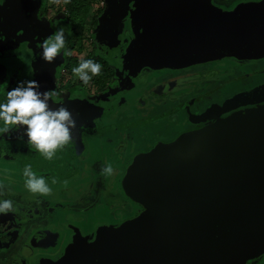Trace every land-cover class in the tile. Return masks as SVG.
I'll use <instances>...</instances> for the list:
<instances>
[{"label":"water","instance_id":"1","mask_svg":"<svg viewBox=\"0 0 264 264\" xmlns=\"http://www.w3.org/2000/svg\"><path fill=\"white\" fill-rule=\"evenodd\" d=\"M128 1L119 23L128 85L117 97L190 67L210 64L222 74L264 60V0L229 9L212 0ZM35 10L32 0H0V58L21 53L26 43L33 49L32 79L44 91L54 62L39 59L44 39ZM251 75L256 83L192 115L184 131L132 157L120 181L136 206L132 216L115 224L98 220L89 234L75 232L57 256L36 264H257L264 257V71ZM5 76L0 63V86ZM104 100L65 96L49 102L73 115V154L91 132L89 120L107 113ZM22 133L0 136V173L23 183L28 164L36 175L51 176L49 163ZM14 156L19 168L12 167ZM64 167L59 177L69 174Z\"/></svg>","mask_w":264,"mask_h":264},{"label":"flooded vegetation","instance_id":"2","mask_svg":"<svg viewBox=\"0 0 264 264\" xmlns=\"http://www.w3.org/2000/svg\"><path fill=\"white\" fill-rule=\"evenodd\" d=\"M32 1L41 39L50 38L58 28H63L66 48L71 52V55L58 56L51 65L48 87L57 93L54 98L103 97L108 110L104 116L89 120L91 132L83 136L80 153L73 154L74 144L70 142L52 160L42 159L51 167H45L51 175L46 178L51 188L49 195L29 193L23 183L6 180L0 173V193H3L0 199H11L15 208L14 212L0 214V264H36L41 259L57 256L75 232L89 234L96 221L107 219L115 224L121 217L132 216L136 206L125 198L120 186L132 157L155 140L184 131L192 115L221 99L224 84L240 81L242 85H252L257 79L251 73L264 71V60L248 69L229 68L223 74L205 64L152 77L144 87L117 97L128 85L127 74L120 66L124 35L119 23L129 1ZM253 1L258 0H212V3L229 9L238 3ZM110 10H120L121 15L113 21L114 25L110 24L112 37L106 38L101 32L107 20L106 12ZM32 50L25 43L21 53L7 51L13 56L0 58L6 69L0 98L18 81L32 79ZM83 59L100 63V73L112 75L103 90H98L97 76L88 85H82L72 73V68ZM19 161L14 156L12 167L19 168ZM29 161L35 163V160ZM105 163L113 167L111 176L100 172ZM63 167L69 174L59 177L57 172Z\"/></svg>","mask_w":264,"mask_h":264},{"label":"clouds","instance_id":"3","mask_svg":"<svg viewBox=\"0 0 264 264\" xmlns=\"http://www.w3.org/2000/svg\"><path fill=\"white\" fill-rule=\"evenodd\" d=\"M67 55H71V52L66 48L64 29L58 28L50 38L42 42L39 59L51 64L58 56ZM71 71L82 85H88L93 77L100 74L101 64L92 59H83ZM56 95L52 89L40 91L34 79L18 81L15 87L5 91L0 98V136H7L10 131L22 128L25 144L30 145L44 160H52L58 150L74 140L73 130L76 129L72 113L63 104L50 106L49 102ZM100 172L106 177L111 176L113 167L105 163ZM21 177L29 193L41 197L51 193L46 178L36 175L31 165L24 166ZM14 211L11 199H0V214Z\"/></svg>","mask_w":264,"mask_h":264},{"label":"rangeland","instance_id":"4","mask_svg":"<svg viewBox=\"0 0 264 264\" xmlns=\"http://www.w3.org/2000/svg\"><path fill=\"white\" fill-rule=\"evenodd\" d=\"M121 11L120 10H110V11H107L106 14H107V20H105V22L103 23V28H102V36L106 37L107 36H110L108 38H111L112 37V34H113V31H111V27H113L114 23L113 21L115 19H117L118 16L121 15L120 13ZM116 21V20H115ZM114 21V22H115ZM113 23L112 26H110V24ZM111 34V35H110ZM223 74V72H222ZM262 79H264L263 77H261ZM260 78V80H262ZM251 84H243L240 82V81H232V82H228L226 84H224L221 88V91H220V98H225L235 92H238L240 90H244L246 89L247 87H250ZM174 136V135H173ZM161 138L155 140L154 142L160 140ZM260 264V263H259ZM261 264H264V258L261 260Z\"/></svg>","mask_w":264,"mask_h":264},{"label":"trees","instance_id":"5","mask_svg":"<svg viewBox=\"0 0 264 264\" xmlns=\"http://www.w3.org/2000/svg\"><path fill=\"white\" fill-rule=\"evenodd\" d=\"M112 79V75L110 73H100L99 75H97L96 80H98V86L99 87V91L103 90V88L106 86V83L111 81Z\"/></svg>","mask_w":264,"mask_h":264}]
</instances>
